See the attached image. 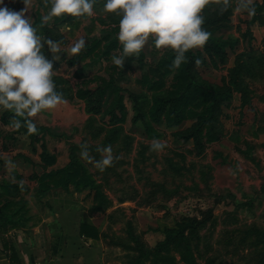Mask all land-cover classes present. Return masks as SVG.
<instances>
[{
    "label": "rangeland",
    "instance_id": "1",
    "mask_svg": "<svg viewBox=\"0 0 264 264\" xmlns=\"http://www.w3.org/2000/svg\"><path fill=\"white\" fill-rule=\"evenodd\" d=\"M257 2L264 0H253ZM103 3L96 0L91 17L53 18L46 33L34 21L47 11L36 13L39 16L32 9L26 13L42 37L60 42L67 57L63 60L57 52L58 59L53 60L59 64L54 68L56 90L65 103L33 118L36 133L11 127L10 111L1 117L0 152L35 149L40 155H57L64 165L76 160L84 164L97 186L93 213L101 221L100 244L108 264H264V25L251 23V16L237 11L235 0L223 10V0H209L202 13L209 22L205 28L212 42L223 45L226 56L221 60L206 54L207 63L195 68V76L220 85L229 83L237 69L239 89L212 120V129L221 137L218 142L205 145L197 136L186 138L195 120L172 129L153 124L165 144L156 152L150 150L155 138L145 123L134 120L136 110L129 96L146 93L138 81L144 74L157 79L151 67L171 50L146 46L144 64L135 62L133 70L118 80L127 108L124 123L112 121L121 116L115 93L108 91L95 113L88 112V101L76 97L78 87L96 90L100 85V81L85 82L95 77L108 80L112 57L122 55L120 44L109 60L91 57L78 65L71 63L74 55L67 48L77 39L83 37L89 46L118 27L119 18L106 14ZM3 6L15 11L26 8L24 0H4ZM73 110L79 115L75 120L70 116ZM85 145L94 159L82 156ZM105 145L112 146L116 159L101 171L94 160L101 157L97 148ZM165 225L182 231L169 236L162 231Z\"/></svg>",
    "mask_w": 264,
    "mask_h": 264
},
{
    "label": "clouds",
    "instance_id": "2",
    "mask_svg": "<svg viewBox=\"0 0 264 264\" xmlns=\"http://www.w3.org/2000/svg\"><path fill=\"white\" fill-rule=\"evenodd\" d=\"M49 11L43 15L41 24L53 18L91 17L96 0H46ZM209 0H104L103 11L119 18L116 38L122 45V55L113 56L112 62L123 67L128 57H138L146 46L159 51L175 53L172 67L179 68L186 60L189 50L203 49L211 33L203 27V10ZM25 9L15 11L0 0V111L13 115L11 127H26L28 133H36L38 117L44 111L55 110L65 103L63 94L56 90L54 82V55L60 51V42L42 37L31 16L32 0H24ZM230 6V0H223L222 10ZM237 11L248 16L256 14L253 0H235ZM53 54L47 58L43 49ZM86 46L83 37L68 48L70 55L79 54ZM199 64V59L196 60ZM165 144L153 139L150 150L160 152ZM100 159L94 160L101 171L113 165L111 145L97 148ZM82 156L92 160L87 146H82Z\"/></svg>",
    "mask_w": 264,
    "mask_h": 264
},
{
    "label": "trees",
    "instance_id": "3",
    "mask_svg": "<svg viewBox=\"0 0 264 264\" xmlns=\"http://www.w3.org/2000/svg\"><path fill=\"white\" fill-rule=\"evenodd\" d=\"M254 5L256 7V14L251 16L250 21L251 23L264 25V3L257 2ZM57 20H61V18L58 17ZM38 21L36 24H40L38 27L41 32H48L45 24H41L40 19ZM208 25L209 22L207 19L203 27L205 28ZM117 32L118 27H114L103 37L95 38L89 46H85L79 54L72 57L71 63L79 64L91 57H103L109 60L112 52L118 50L120 46L116 38ZM222 46L209 39L203 50H189L186 53L185 62L179 68L172 67L175 53L173 51L167 52L159 59L155 67H151L154 72H157V79L151 78L149 74H144L138 81L146 90V93H140L139 95L130 94L129 96L133 99L136 110L134 120H142L147 127V131L153 138L159 139L163 136L153 124L158 126L165 124L167 128L172 129L181 126L186 121L195 120L191 129L188 130L186 138L197 136L200 141L205 140V145L218 142L221 139L220 135L212 129V120L217 117L222 106L229 102L234 93L239 89V70L234 69L232 71L229 83L211 85L208 82H203L196 78L195 68L204 66L207 63L206 54L208 57L214 55L212 58L218 57L223 60L226 52ZM58 54L61 59H66L63 51H59ZM45 55L49 59L53 57L48 49ZM197 59L200 61L199 64L196 63ZM144 60L145 53L142 50L138 57L126 58L123 67L114 64L107 69V71H110L108 80L104 77H95L93 80L85 82L86 84H90L100 81L99 88L95 90L80 86L77 88L76 97L79 100L88 101L90 104L88 112L95 113L99 112L100 106L98 103L105 97L107 92L115 93L118 96L116 109L121 112V116L120 118L115 117L112 121L114 124L124 123L127 108L125 105V96L122 94V88L118 85V80L124 77L127 71L133 70V64L135 62L144 64ZM58 65V62H53L54 68H57ZM95 91L99 92L98 96L94 95ZM148 93H151V95ZM8 112L6 110L3 113V119L6 118ZM35 140H38V138H35ZM250 159L251 161H255V157L252 155ZM42 160L45 165L52 166L56 163V156L51 155L49 152H43ZM38 181L39 187L37 194L41 195L53 188H69L70 186L75 187L78 192L90 191V193L94 194L97 191L93 176L88 173L80 160H76L75 163H69L62 169L46 172L38 178ZM2 190L5 195L14 197L21 196V192H29L28 187L11 185L6 182L2 185ZM261 193L264 194V186L262 187ZM4 200L6 203L0 207V221H6V223L14 225L22 223L23 215L16 216L21 211L26 210L27 203L23 200L19 203H14L6 199L4 195H1L0 203H2L1 201L4 202ZM14 206L18 207L16 212L8 214L6 210ZM162 231L169 236H175L182 230L178 226H174L173 228L165 227ZM81 236L99 240L100 230L91 223L83 222L81 225Z\"/></svg>",
    "mask_w": 264,
    "mask_h": 264
},
{
    "label": "crops",
    "instance_id": "4",
    "mask_svg": "<svg viewBox=\"0 0 264 264\" xmlns=\"http://www.w3.org/2000/svg\"><path fill=\"white\" fill-rule=\"evenodd\" d=\"M31 9L35 14L41 13L42 10L48 12L50 3L46 0H35ZM48 24L49 22L45 23V26L48 27ZM5 111H0V118ZM74 112L73 110L70 116L75 120L79 115ZM71 123L72 121L69 125ZM37 152L35 149L31 152H19L14 149L0 152V156L2 154L5 159L3 166L0 164V197L4 195L14 203L21 200L27 203L26 210L16 216L23 215L22 223L14 225L0 221V264H108L104 259L105 250L100 244L101 221L99 216L93 213L94 194L90 191L78 192L75 187L70 186L53 188L43 194L42 198L37 197L38 178L46 172L68 165L61 164L59 157L55 155L56 163L47 166L42 160V155ZM5 182L28 187L29 192H21V196L17 197L5 195L2 190ZM1 202L0 207L6 203L5 200ZM35 204L37 211L33 212ZM17 209L18 207L14 206L6 212L12 214ZM83 222L99 228V240L81 236ZM172 226L165 225L162 229Z\"/></svg>",
    "mask_w": 264,
    "mask_h": 264
}]
</instances>
